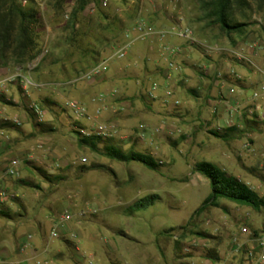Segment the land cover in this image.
Segmentation results:
<instances>
[{
    "label": "rangeland",
    "instance_id": "374dc122",
    "mask_svg": "<svg viewBox=\"0 0 264 264\" xmlns=\"http://www.w3.org/2000/svg\"><path fill=\"white\" fill-rule=\"evenodd\" d=\"M77 1L16 0L22 10L35 11L38 15L39 23L34 30L36 58L47 51L33 71L24 69L19 73L22 78L17 80H23L21 84L31 93L27 99H22L19 94L16 98L21 106L30 102L43 109L45 119L39 128L49 130L54 138L46 142L47 151L38 152L30 162L29 153H24L20 176L10 180L8 187L4 185L10 194L17 195L4 208L21 215L13 217L21 226L11 235H3L10 248L18 250L26 243V251L34 242L38 247L32 254L36 256L41 252V241L45 242L43 232H47L49 239L67 253L66 245L50 235L54 228L52 222L65 213L71 215L65 223L72 229L67 240L78 247L81 264H123L121 251L107 253L105 240L109 232L117 237L120 231L128 230L130 236L139 241V246L136 249L131 247L128 254L132 261L140 264H203L206 253L200 252L198 241H192L203 240L205 234L216 235L219 239L226 231L232 241L235 236L237 238L242 224L250 229L251 238L258 239L264 234V212L250 210L251 221L243 222L239 216L234 218L239 223L215 208H207L199 216H192L211 193L209 180L194 173L192 168L198 162L228 167L233 173L247 177L249 186L261 196L264 193V155L256 150L261 144L264 148V137L262 141L258 135L262 134V128L254 134L256 141L261 143L253 146L252 152L237 155V148H231L220 139L191 136L182 130L184 128L178 121L166 123L152 117L143 97L147 87L137 82L140 59L151 51L146 40H134L133 29L137 20L144 19L153 26L152 23H174L177 18H182L193 36L199 34L216 41L223 39L218 29H201L203 24L198 20L201 14L194 0H93L72 18ZM247 22L251 24L248 31H262L264 14L254 12ZM127 44L126 56L116 59L115 51ZM161 54L164 65H167L168 54ZM35 59L33 63H36ZM102 60L108 61L104 77L91 83L78 80L81 74ZM60 65L70 70V77L64 81L55 80L54 72ZM17 69L11 65L0 67L2 78L10 77ZM122 76H126L127 82ZM44 80L49 84L78 81L73 87L66 84L62 96L56 97L52 91L57 86L43 83ZM37 84H41L40 87ZM38 93L49 97L52 105L42 104ZM69 100L86 109L85 103L94 104L93 111L87 109L91 120L75 119L65 107ZM171 103L169 101L165 107L171 108ZM12 104L4 106L6 111L13 112L9 107ZM181 105L183 101L180 99ZM155 108H160L159 104H155ZM96 111L99 115L94 118ZM169 112L173 113L172 110ZM101 123H114L119 130V136L101 139L98 145L101 150L106 145H113L123 152L132 150L147 154L155 159L159 168L150 171L138 163L116 162L78 146L75 130L89 129ZM155 129L160 132L155 133ZM82 159L86 162H81ZM37 169L46 171L51 177H61V180L47 183ZM151 195L158 197L151 205L139 211L129 209L137 200ZM220 201L235 205L228 200ZM80 213L84 214L80 216ZM33 227L37 228L38 234L31 230ZM28 235L31 236L29 240ZM157 245L165 247L162 262ZM46 252L50 254L49 249ZM41 256L33 262L50 263L51 256ZM7 260L15 262L20 259L15 255ZM62 264L75 263L67 259Z\"/></svg>",
    "mask_w": 264,
    "mask_h": 264
},
{
    "label": "crops",
    "instance_id": "0c3cea01",
    "mask_svg": "<svg viewBox=\"0 0 264 264\" xmlns=\"http://www.w3.org/2000/svg\"><path fill=\"white\" fill-rule=\"evenodd\" d=\"M152 24L156 30H168L175 26L174 23L166 21L165 23ZM195 38L200 41L202 46L189 47L184 39L174 35H168L161 39L152 37L146 40L151 51H147L140 59V69H137L139 72L137 82L147 87V92L143 95L144 100L148 104L147 110L152 117L160 118L166 123L169 120L178 121L184 128L182 130L191 136L207 138L212 136L211 133H217L218 135L228 134L225 144L230 145L231 148H237V155L252 152L251 148L261 143L254 138V134H258V128L260 130L262 128V134L258 135L261 138L264 137V121L259 118L260 109L264 105L260 101L252 100L253 93L258 90L260 69L264 65V29L262 31L257 29L249 30L242 38L233 37L234 43L224 37L216 41L197 34ZM165 46L180 49L176 56L168 57L167 65H164V57L161 54V52H164ZM154 49L156 52H153ZM170 61L174 63L173 68L168 66ZM42 74L45 75L46 72H42ZM54 74L56 81H64L70 77V70L65 65H60ZM15 75L16 73H12L10 77L13 78ZM122 78L124 82H127L125 80L126 76H122ZM56 81L49 84V82L44 80L43 83L57 86V89L52 92H54L56 97H61V93L65 91V85L71 84L72 81ZM221 81H226L234 89V92L230 93L229 87L222 85ZM21 83L22 81L13 79L5 85L4 90L0 89V96H4L7 101L11 100L13 102L12 106H9L13 108V112L6 111L7 109L4 108L6 105L0 102L1 116L5 119H18L21 122L18 127L10 123H7L9 125L5 128L0 127V182L3 185L6 184L7 187L10 180L20 176L24 163L23 154L29 153L28 162H30L35 155L37 157L38 152L42 150L46 152L48 149L45 146L46 142H50L54 138V135L49 130H40V125H37L30 118L25 111V106H21L22 104L16 98V95L19 94L22 99H27L31 93ZM40 85L37 84L38 87ZM71 86L73 87L74 85L71 84ZM153 87L156 88L154 91H152ZM168 88L174 89L175 98L179 101L181 99L183 105L179 106V104V107H177L171 103V108L165 107L166 103H163L162 97L165 93L164 91ZM149 93L154 98L150 99L148 97ZM40 94H37L40 100L47 99L50 101L45 94ZM155 104H159L160 108L156 109ZM85 105L88 110H94V104L85 103ZM169 110H172L173 113L169 112ZM235 128L236 132L229 133L230 130ZM28 146L30 147L28 148ZM256 153L264 155L262 144L261 148L258 151L256 150ZM14 163L19 165V175L17 177L4 178L5 166H10ZM219 168L249 186L250 182L244 175L233 173L228 167ZM262 187H264V183ZM261 196H264V193ZM4 207H7V205L2 206L0 204V212H5ZM215 209L231 215L233 219L239 216L243 222L251 221L249 216L252 209L248 207L236 204L231 205L218 200V207ZM234 221L239 223V220L234 219ZM20 226L19 223L0 214V264H40L39 262L34 263L33 260L41 255V257L51 256L49 264H62L67 259L72 260L75 264H81L77 256L79 253L78 247L67 240L68 233L72 230L68 224L58 228V239L64 245L66 241H69L74 248L73 246L70 249L66 247L67 253L64 252L58 244L49 239L47 232H43L45 242L44 240L41 241V252L36 256L32 254V251H36L38 247L34 242L31 243L30 250L25 251L27 246L25 243L24 249L21 251L20 249L12 250L4 239V234L11 235ZM32 229L38 234L36 227ZM243 229L246 231L244 232ZM205 235L206 237H203V240L201 238L192 241H198L201 244L199 245L200 252L206 253L203 264H254L259 254L263 251L257 247V238H251V231L246 224H242L237 238L235 236L232 241L229 239L230 235L227 231L222 233L219 239L213 234ZM130 240L133 242H130ZM138 242L130 236L128 230L120 231L117 237H114L109 232L105 240V248L108 254L121 251L123 253V264H140L139 261L137 263L132 261L128 254L131 247L136 249L139 246ZM48 249L50 254L46 252ZM157 249L162 262L165 257V247L157 245ZM250 253L253 255L252 257H249ZM15 255L20 260L8 262L7 259ZM45 264L48 263L45 262Z\"/></svg>",
    "mask_w": 264,
    "mask_h": 264
},
{
    "label": "trees",
    "instance_id": "16d2710c",
    "mask_svg": "<svg viewBox=\"0 0 264 264\" xmlns=\"http://www.w3.org/2000/svg\"><path fill=\"white\" fill-rule=\"evenodd\" d=\"M91 1L93 0H78L75 8L72 10V18L82 12ZM194 1L198 4V10L201 14L198 18L199 22L203 24L201 29L205 31L207 29L217 28L220 32V37L227 38L232 43H234L233 37L242 38L247 34L251 26L247 21L250 19L252 13L264 14V0ZM38 23L39 18L35 11L26 12L22 10L16 0H0V67L8 68L11 65L14 68L24 69L27 64L36 58L37 54L34 51V30ZM0 102L4 105L12 104L4 96H0ZM46 103L50 106L52 105L49 100H42V104L46 105ZM7 125L9 124L0 122L1 128H5ZM236 131L235 128L230 130L229 133ZM75 133L78 134L76 130ZM211 135L224 142L227 141L229 136L228 134L218 135L217 133H211ZM100 142L101 138L95 136L78 137L77 139L78 146L86 147L92 152L101 153L110 160L120 163H138L150 171H156L159 168L155 159L147 154L132 150L123 152L120 148L113 145H106L101 150L98 146ZM37 170L47 183L52 184L54 181L61 180V177H51L46 171L41 169ZM192 170L194 173L208 179L211 187L210 195L194 211L192 216H199L207 208H217L218 200L220 199L228 200L239 206L248 207L255 212H264V196H260L246 183L227 174L214 164L198 162L194 164ZM32 188L40 189L39 186H33ZM157 199L158 197L156 195L146 196L133 203L129 209L133 211L142 210ZM0 214L12 220L13 217L21 216L15 215V213H12L8 209H5V212H0ZM181 229H184V227ZM172 231L170 230L169 232ZM65 245L67 249L73 246L69 241H66Z\"/></svg>",
    "mask_w": 264,
    "mask_h": 264
},
{
    "label": "built area",
    "instance_id": "2783aa9c",
    "mask_svg": "<svg viewBox=\"0 0 264 264\" xmlns=\"http://www.w3.org/2000/svg\"><path fill=\"white\" fill-rule=\"evenodd\" d=\"M174 24H175V26L172 29L156 30L150 23H148L144 19H139L135 23L134 29H133V32L135 35L134 40L144 41V40H147V39L152 38V37H157V38L161 39V38H164L168 35H174V36H177L179 38L184 39L189 47H194V46L200 47V46H202L200 41H198L195 38V36H193L192 30L185 25L182 18H177L176 21L174 22ZM128 50H129V44L118 48L114 54L115 58L116 59H123L126 56V54L128 53ZM163 50L170 57H174L180 52L179 48H175V47H171V46H165ZM46 54H47V51H43L42 53H40V55L35 59L36 63L31 62V63L27 64L24 69L27 72L33 71L37 67L38 63H40L41 60L46 56ZM168 66H169V68H173L174 63L172 61H170ZM24 69L18 68L16 70V75L13 78L8 77V76H5V78H2V74L0 72V89L1 90L4 89L5 85L8 84L13 79H21L22 77L19 73H21ZM107 71H108V61L102 60L100 63L93 66L88 71L81 74L78 77V80H83V81L91 83V82H94V81L104 77V75L107 73ZM259 73H260V81L258 84V90L255 93H253L252 100L253 101H260L264 105V65L260 69ZM78 80L72 81L71 84H73L75 81H78ZM221 82H222V85L229 87L230 93L234 92V89L231 88L226 81H221ZM26 83L31 85V82H29V81H26ZM155 89L156 88L153 87L152 91H154ZM148 97L150 99L154 98L151 93L148 94ZM162 101H163V103H168L170 101V102H172V104L174 106H178L180 104V101L175 98L174 89H172V88H168L165 91V93L162 97ZM65 107L68 111H70L75 116V119H77V120L90 121L92 118L89 115V113L87 112V109L76 101H73V100L67 101L65 103ZM25 109H26V112L28 113V115L30 116V118L36 124H41L44 122L45 112L37 104L27 102V104L25 105ZM260 111H261V113L259 115V118H260V120L264 121V107L261 108ZM98 115H99V111H96L94 118H96V116H98ZM0 122L10 123L11 125L17 126V127L21 125V122L18 119H5V118H3L1 116V109H0ZM76 131L78 132V134H77L78 137L95 136V137H99L103 140L115 138V137L119 136L118 135L119 130L114 123L95 124L93 127L89 128V129L78 128V129H76ZM154 132L159 133L160 130L155 129ZM0 141H1V139H0ZM81 162H86V159H82ZM5 167H6V170L4 173V178H12V177H17L19 175V165L17 163H14L10 166L6 165ZM15 197H16V195H12L9 192H7L5 186L0 182V204L7 203ZM80 214H81L80 216H82L84 213H80ZM70 219H71V215L68 213H65L60 218L53 221L52 224L54 225V228L51 230V233H50L51 237L52 238H58L59 237L58 228L65 226V223L68 222ZM243 231L245 232L246 230L243 229ZM29 239H31L30 235L27 236V240H29ZM257 243H258L257 247L263 251H262V253L259 254V256L255 260L254 264H264V234H262L257 239ZM24 246H25V244L20 246L21 251L24 249ZM252 256L253 255L250 253L249 257H252ZM11 264H18V263H11Z\"/></svg>",
    "mask_w": 264,
    "mask_h": 264
}]
</instances>
